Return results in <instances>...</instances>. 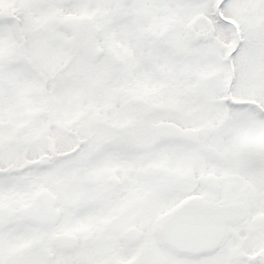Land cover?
I'll list each match as a JSON object with an SVG mask.
<instances>
[{
	"label": "snow or ice",
	"instance_id": "obj_1",
	"mask_svg": "<svg viewBox=\"0 0 264 264\" xmlns=\"http://www.w3.org/2000/svg\"><path fill=\"white\" fill-rule=\"evenodd\" d=\"M0 264H264V0H0Z\"/></svg>",
	"mask_w": 264,
	"mask_h": 264
}]
</instances>
